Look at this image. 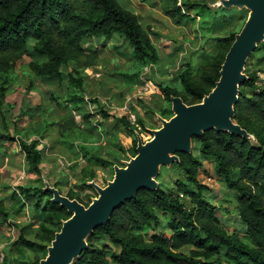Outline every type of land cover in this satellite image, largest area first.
<instances>
[{
	"label": "trees",
	"instance_id": "obj_1",
	"mask_svg": "<svg viewBox=\"0 0 264 264\" xmlns=\"http://www.w3.org/2000/svg\"><path fill=\"white\" fill-rule=\"evenodd\" d=\"M199 7L208 9L205 0H171L165 14L181 23ZM234 10L214 8L211 14L225 18L229 13L231 18L238 11ZM240 29L212 38L216 52L198 73L191 72L192 65L187 61L174 79L152 82L164 106L148 113L169 119L172 96L180 97L186 105L199 103L218 80L224 56ZM153 35L151 28L143 27L137 15L117 0H0V109L13 82L16 64L29 57L28 67L36 78L56 80L59 87L65 84L60 95L51 93L52 100L61 99V104L70 109L69 118L59 124L57 142L71 152L74 160L113 167L110 160L92 155L87 143L76 140L81 130L93 129L92 119L97 116L102 119L97 126L105 134L111 130V123L117 124L132 138V148L124 153L134 156L135 134L142 138L147 128L138 115L136 122H131L125 116L111 115L96 98L86 101V70L97 64L99 55L85 44L94 39L124 41L133 59L131 71L124 76L136 83L143 69L160 61ZM244 72L247 80L239 88L233 120L252 138L214 130L193 137L192 146L196 147L191 154L177 153L179 162L172 164L183 177L175 178L171 188H164L159 181L156 191L139 190L134 199L112 212L105 225L93 230L87 237L86 250L72 264H264V84L258 83L259 74H264V42L248 57ZM88 103L97 108L89 112ZM74 113L80 115V122ZM8 125L3 118L0 153L15 141ZM28 139H17V146L25 173L36 176L37 181L17 186L10 197L11 207L0 199V224L10 225L9 220L24 216L27 208L38 216V223L35 227L12 225L18 236L5 251L1 264L24 259L28 253L35 255V261L28 264H38L46 256L61 222L70 217L65 209L50 202L51 194L43 191V149L39 140ZM204 160L212 162L215 175L235 194V212L243 226L242 234L228 231L221 223L219 208L208 196L209 188L199 182ZM93 179L90 172L87 180L75 184L77 191L69 190L65 196L87 206L93 197L81 193L92 190L87 182ZM54 187L61 193L58 184Z\"/></svg>",
	"mask_w": 264,
	"mask_h": 264
},
{
	"label": "rangeland",
	"instance_id": "obj_2",
	"mask_svg": "<svg viewBox=\"0 0 264 264\" xmlns=\"http://www.w3.org/2000/svg\"><path fill=\"white\" fill-rule=\"evenodd\" d=\"M117 1L122 7L136 14L143 27L151 28L154 33L151 39L157 48L160 61L158 65H148L143 69L136 83H133L132 79L124 76L131 71L133 64L131 49L124 41L94 39L86 42L85 47L95 48L99 55L97 64L86 70L89 75L85 85L86 101L96 98L111 115L125 116L131 122H136L138 115L148 130H154L160 127V123L156 116L150 115L148 111L157 112L164 106V102L153 89L152 82L174 79L176 72L187 61L192 65L191 72L198 73L208 58L216 52L212 38L224 37L230 32L238 31L246 20L247 11L239 12L233 9L237 12L231 18L229 13L225 18L219 15L215 18L211 13L216 8L214 2L217 0H205L208 9L195 8L189 13L194 19L185 17L181 23H176L165 14V9L171 6V0ZM29 62V57H23L16 64L13 82L4 95L0 109V127L4 118L9 124L10 136L15 139L0 153V199L9 207L12 206L10 197L17 186L35 184L37 181L36 176L25 173L23 156L16 141L19 138L39 140L44 157L41 164L43 180L52 186L58 184L62 195L69 190L77 191L75 184L87 180L90 172L94 174L93 181L100 187L106 186L113 177L112 167L102 168L80 158L74 160L71 152L57 142L59 124L69 118L70 109L61 104V99H58V103L52 100L51 93L60 95L65 84L59 87L56 80L45 81L36 78L28 67ZM67 72H70V69ZM258 83L264 84V74H259ZM96 108L92 103L87 104L89 112ZM74 118L77 122L81 121L79 114L74 113ZM101 121L98 116L93 118V129L84 127L83 129L90 131L82 129L76 140L87 143L92 155L122 166L123 162L128 160L124 150L132 148V138L126 135L119 125L110 124V121V135L105 134L104 129L97 126ZM148 130L141 134L143 141L152 137ZM120 146L124 149H120ZM193 147L196 146L193 144L192 149ZM59 159L66 161L68 166H60ZM182 177V172L172 165L168 168L161 167L156 179L162 182L164 188H171L173 180ZM198 180L209 188L208 196L219 208L217 216L221 223L228 231L242 234L243 226L235 212V194L215 175L211 161H203ZM84 194L91 197L96 195L94 190L81 193ZM37 223L38 216L27 208L24 216L12 217L9 220L10 225L0 224V264L6 255L5 251L18 236L17 228L12 225L30 224L35 227ZM23 258L19 261L12 259L10 264H28L35 261V255L32 253Z\"/></svg>",
	"mask_w": 264,
	"mask_h": 264
},
{
	"label": "water",
	"instance_id": "obj_3",
	"mask_svg": "<svg viewBox=\"0 0 264 264\" xmlns=\"http://www.w3.org/2000/svg\"><path fill=\"white\" fill-rule=\"evenodd\" d=\"M216 8L247 11L240 31L224 56L219 78L212 90L199 103L186 105L180 97H170L172 116L156 115L160 127L148 130L151 138L143 141L136 133V154L128 156L122 166L113 165V177L100 187L93 180L87 186L94 190L87 206L69 199L43 180V191L51 194L50 202L65 209L70 217L61 222L47 247L46 256L38 264H72L87 248V237L105 225L112 214L141 189L156 191V178L161 167L177 164V153L190 155L192 138L207 131L226 132L243 139L252 138L233 120L239 88L247 80L245 65L257 46L264 42V0H217Z\"/></svg>",
	"mask_w": 264,
	"mask_h": 264
},
{
	"label": "built area",
	"instance_id": "obj_4",
	"mask_svg": "<svg viewBox=\"0 0 264 264\" xmlns=\"http://www.w3.org/2000/svg\"><path fill=\"white\" fill-rule=\"evenodd\" d=\"M58 164H59L60 166H68V163H67L66 161L62 160V159H59V160H58Z\"/></svg>",
	"mask_w": 264,
	"mask_h": 264
}]
</instances>
